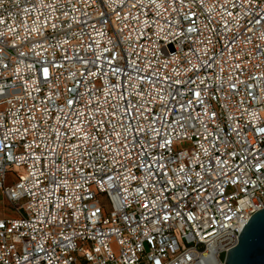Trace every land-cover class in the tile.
Segmentation results:
<instances>
[{
    "label": "built area",
    "instance_id": "1",
    "mask_svg": "<svg viewBox=\"0 0 264 264\" xmlns=\"http://www.w3.org/2000/svg\"><path fill=\"white\" fill-rule=\"evenodd\" d=\"M0 197V264H224L264 210V0H0Z\"/></svg>",
    "mask_w": 264,
    "mask_h": 264
},
{
    "label": "water",
    "instance_id": "2",
    "mask_svg": "<svg viewBox=\"0 0 264 264\" xmlns=\"http://www.w3.org/2000/svg\"><path fill=\"white\" fill-rule=\"evenodd\" d=\"M237 238V245L226 251L224 264H264V210L246 221Z\"/></svg>",
    "mask_w": 264,
    "mask_h": 264
},
{
    "label": "rangeland",
    "instance_id": "3",
    "mask_svg": "<svg viewBox=\"0 0 264 264\" xmlns=\"http://www.w3.org/2000/svg\"><path fill=\"white\" fill-rule=\"evenodd\" d=\"M13 171L17 172L18 174L23 173V170H13ZM103 202L106 204L108 211H110V207L105 198H103ZM3 214L15 215L11 205L6 203V201H2L0 203V216H2Z\"/></svg>",
    "mask_w": 264,
    "mask_h": 264
},
{
    "label": "crops",
    "instance_id": "4",
    "mask_svg": "<svg viewBox=\"0 0 264 264\" xmlns=\"http://www.w3.org/2000/svg\"><path fill=\"white\" fill-rule=\"evenodd\" d=\"M2 201H5L2 197H0V203L2 202ZM9 215L8 214H3L2 216H0V219H2V218H6V217H8Z\"/></svg>",
    "mask_w": 264,
    "mask_h": 264
}]
</instances>
